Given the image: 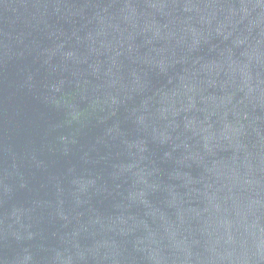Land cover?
<instances>
[{"label":"water","instance_id":"water-1","mask_svg":"<svg viewBox=\"0 0 264 264\" xmlns=\"http://www.w3.org/2000/svg\"><path fill=\"white\" fill-rule=\"evenodd\" d=\"M0 264H264V0H0Z\"/></svg>","mask_w":264,"mask_h":264}]
</instances>
